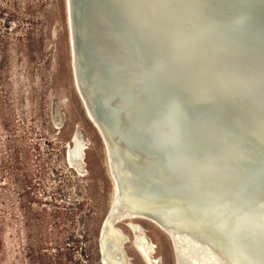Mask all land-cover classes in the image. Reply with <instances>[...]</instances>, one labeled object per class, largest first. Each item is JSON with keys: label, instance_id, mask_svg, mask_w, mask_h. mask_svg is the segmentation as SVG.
<instances>
[{"label": "water", "instance_id": "obj_1", "mask_svg": "<svg viewBox=\"0 0 264 264\" xmlns=\"http://www.w3.org/2000/svg\"><path fill=\"white\" fill-rule=\"evenodd\" d=\"M119 1L81 0L85 2L81 7L84 11L74 19L73 27L79 47L75 63L82 84L79 90L73 74L65 3L61 0V20H56L50 31L49 47L59 43L65 80L63 91L50 102L48 123L53 134L57 135L64 126L68 113L66 109L73 103L77 119L62 142L63 164L81 181L88 174L85 163L87 150L90 146L96 149V164L102 177L99 191L104 196V208L95 235L97 264H176L179 251L192 253L194 247H191L192 243L185 233H171L159 224H165L164 213L173 218V225L189 230H194L191 226H197L194 220L209 222L207 226L217 232V240L224 241L225 232L232 227L230 216L224 210L226 204L234 203L243 196L257 203L264 200L263 189L258 183L259 176L264 175V164L259 166L250 156L235 153L232 148L228 150L224 140L210 136L202 129L197 128L194 134H187L181 125L171 120L166 106L152 100L144 88V82L146 84L148 80L144 81L145 77L139 73V51L118 30ZM152 8L165 20L178 23L180 32L193 37L195 41L192 43L197 45L199 52L213 54L222 66L218 69L214 67L212 79L208 78L197 88L196 83L180 72L177 65H173L169 68V81H166L170 91L183 90L201 107L204 89L221 83L231 91L241 78L251 90L264 94V0H161L152 4ZM253 36H257L255 40L261 48L260 54H255L252 61L249 59L252 57L249 43ZM143 51L145 55L147 53L149 63L153 64L150 47L144 46ZM121 56L126 57L130 70L128 73L121 72L124 78L121 85L110 83L107 73L100 70L107 72V58L117 61L122 59ZM92 59L97 60L99 65L90 64ZM164 101L167 105L174 102L170 99ZM89 106L92 116L100 113L96 120L92 118ZM197 109L193 110V117L203 110ZM52 110L57 115V124L51 119ZM254 129L264 134V120L255 124ZM75 131L84 136L85 142L79 154L72 159L79 162L84 158L86 170L77 169L73 161L69 163L68 160L67 149L73 145ZM106 145L112 149L111 158ZM162 156L168 163L164 169L158 166ZM142 157L153 160L151 168L146 165L144 172L138 169L139 165H134V160ZM115 185L122 190L126 204L135 202L138 193L144 194L161 217L123 212L113 219L112 224L119 227L127 238L113 234L117 241L113 250L107 253L105 248L108 244L102 227L110 216L111 191ZM161 201L170 205H163ZM258 212L260 220L264 221V212L261 209ZM186 217L194 222L189 228L185 227ZM136 225L155 243L152 248L147 247L140 237L137 238L141 230ZM240 231L239 240L258 247L249 242L245 228L235 224L232 233ZM223 241L221 247L225 245ZM162 243L165 251L160 249ZM125 253L130 260L125 259ZM234 256L248 264L242 254Z\"/></svg>", "mask_w": 264, "mask_h": 264}, {"label": "rangeland", "instance_id": "obj_2", "mask_svg": "<svg viewBox=\"0 0 264 264\" xmlns=\"http://www.w3.org/2000/svg\"><path fill=\"white\" fill-rule=\"evenodd\" d=\"M56 20L61 0H0V264H97L96 149L81 181L63 164L73 103L57 135L48 123L65 80L59 43L49 47Z\"/></svg>", "mask_w": 264, "mask_h": 264}, {"label": "bare ground", "instance_id": "obj_3", "mask_svg": "<svg viewBox=\"0 0 264 264\" xmlns=\"http://www.w3.org/2000/svg\"><path fill=\"white\" fill-rule=\"evenodd\" d=\"M160 1H119L120 10L117 14L118 30H120L122 36L124 35V38L131 42V44H135L139 51L140 55L138 57L139 59H137V65L140 67L139 73L145 77L144 81L146 79L148 80L146 84L144 82L146 92H149V96H151L154 102H159L163 107H167L165 108L168 110V114L172 118L171 120L181 125L187 134H194L197 128L199 130L202 129V132L224 140L229 147H226V149L228 148L229 150L232 148L235 153L240 152L241 154H246L250 156L254 164H258L259 166L260 164L263 165L264 134L258 133L254 129V125L264 120V94L257 90H251L245 80L238 78V85L235 83L231 91L221 83L217 86L211 84V86L204 89L202 92V100L204 103L203 101L201 103L204 107H198V104L195 103L189 94L184 93L183 90L173 92L168 89L169 85H167L166 81H169V73H171L169 68H173V65H177L180 72L182 71L192 82L196 83L197 88L200 85L202 86L203 81L207 82L208 78L212 79L215 73L214 67L218 69V67L222 66L219 65L220 62L213 54H210V56L205 52H199L197 45L192 43L195 41L193 37L180 32L178 23L167 21L160 17L159 13L152 8V4L159 3ZM64 3L66 21L69 27L73 74L75 83L79 90H81L82 84L78 79L75 67L79 47L74 38L73 32L75 29L73 27L74 19L82 12L83 8L81 7L85 2H81V0H64ZM255 38L257 36H253L252 41L249 43V52L252 54V57L249 59L252 61L254 60L255 54H260L261 48ZM144 46L150 47L151 56L154 59L153 64H150L147 60V53L145 55L143 51ZM98 49L100 50L101 47L99 46ZM79 56L80 59H83L81 55ZM121 58L117 61H110L107 58V64H105L109 67L107 68V72L104 69H101L102 71L100 70V72L107 73L109 78L107 80L110 83L117 82L121 85L124 82V78L121 75L123 73L121 72L128 73L130 70L129 64L126 62V57L121 56ZM90 64L99 65L95 59H92ZM125 78L128 81L127 77ZM108 81L106 82L110 84ZM169 99L170 101H174L173 103L170 102L171 105H167L164 101ZM195 108H198L197 110L203 108V110L199 112V115L193 117V110ZM89 111L92 116L90 106ZM52 112V121L57 124V115L54 111ZM99 116L100 113H97L92 118L96 120ZM192 120L194 121L191 122ZM84 142L85 139L80 135L79 131H75L73 134V145L67 149L69 163L73 161L75 167L81 170L84 169V158L82 161L75 162L72 157L79 154ZM106 147L108 156L111 158L112 149L107 145ZM115 152L117 153V151ZM161 158L158 166H160V169H164L168 163L166 158L163 156ZM152 164L153 160L146 159V157L134 160V165H139L140 167L138 169L141 172H144L146 165L151 168ZM116 177L113 179L115 182ZM258 183L264 192V175L259 176ZM137 195L138 198L135 202L126 204L124 194L120 187L115 185L112 189L110 216L104 221L102 227V233L105 235L106 242L110 246L107 245L106 247L105 245V251L107 253H110V249L113 250L114 244L117 241L113 234H116L119 238H127V235L119 227L112 224L114 218L123 212L142 213L150 218H154L155 216L161 217L156 214L147 196L141 193ZM243 197H239L234 203H227L225 206L224 210L230 216L232 227L225 232L226 238L224 241L222 240L225 244L223 247H221L222 241L217 240V232H214L211 227L207 226L209 222H205L202 219L194 220L197 222V226L193 225L191 227L194 230H189L176 224L173 225V218H168L166 213H164L165 224H159L171 233L173 231L177 234L181 232L185 233L186 238L192 243L191 247H194L192 253H186L182 250L179 251L176 264H247L234 256L238 254H242L248 264H264V221L262 219L260 220L258 212L260 209L264 212V200L262 203H257L252 198L247 199ZM254 202L257 208L258 206L260 207L258 210ZM161 204L170 205L168 202L163 201H161ZM172 211L174 212V210ZM185 223V227L189 228L190 224L194 222L186 217ZM235 224H240L245 228L249 242L256 244L258 246L257 248L238 239V235L242 234L241 231L236 232V234L232 233L233 229H235ZM259 225L261 226L260 228L258 227ZM136 227L141 230L140 235H136L137 238L140 237L145 241L147 247L152 248L155 243L148 239L147 233L140 226L136 225ZM227 250L229 251L225 253ZM124 256L126 260H130L127 253ZM109 258L111 259V257ZM114 260L117 261V258Z\"/></svg>", "mask_w": 264, "mask_h": 264}]
</instances>
